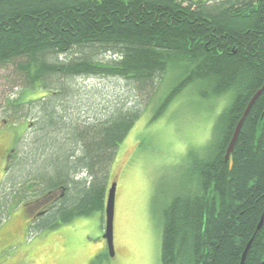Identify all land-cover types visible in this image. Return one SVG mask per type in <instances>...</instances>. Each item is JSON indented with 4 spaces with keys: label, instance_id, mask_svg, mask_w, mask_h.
<instances>
[{
    "label": "trees",
    "instance_id": "1",
    "mask_svg": "<svg viewBox=\"0 0 264 264\" xmlns=\"http://www.w3.org/2000/svg\"><path fill=\"white\" fill-rule=\"evenodd\" d=\"M9 66L23 86L6 99L12 113L38 99L23 101L26 90H43L45 100L5 188L63 187L52 215L60 223L103 215L116 150L141 110L119 105L102 119L66 116L73 80L111 77L144 90L167 75L153 118L191 85L203 99L227 96L201 155L186 153L188 185L163 211L160 261L239 264L251 239L244 264H264V90L244 118L231 165L224 161L238 120L264 83V0H0V69ZM57 225L53 218L47 228Z\"/></svg>",
    "mask_w": 264,
    "mask_h": 264
},
{
    "label": "rangeland",
    "instance_id": "2",
    "mask_svg": "<svg viewBox=\"0 0 264 264\" xmlns=\"http://www.w3.org/2000/svg\"><path fill=\"white\" fill-rule=\"evenodd\" d=\"M168 78L167 75L159 78L152 88L144 90L117 78H77L73 80L74 93L65 98L70 102L65 115L69 113L81 120L88 113L102 119L119 105L141 108L118 146L110 169L107 186L116 183L114 254H108L101 264H161L163 211L182 191L181 187L188 185L185 182L191 158L186 153L194 149L201 155L199 151L210 138L216 116L227 104V96L203 99L191 85L172 99L161 115L153 118L168 91ZM22 88V81L16 78L11 66L0 69V127L7 124L18 131L17 149L31 144L37 129L36 118L40 116L39 104L45 100L39 98L43 90H26L23 101L38 99L30 104L24 102L18 112L12 113L14 107L6 105V99L14 100ZM5 221L6 216L1 223ZM16 222L21 220L15 218L0 227V264H88L99 251L107 252L102 237V212L78 216L52 228L33 227L26 233L12 232ZM8 225L6 236H1L4 234L1 230ZM101 244L104 246L98 250ZM89 252L95 253L90 256Z\"/></svg>",
    "mask_w": 264,
    "mask_h": 264
},
{
    "label": "flooded vegetation",
    "instance_id": "3",
    "mask_svg": "<svg viewBox=\"0 0 264 264\" xmlns=\"http://www.w3.org/2000/svg\"><path fill=\"white\" fill-rule=\"evenodd\" d=\"M2 123H5V120ZM19 135L18 131L8 127L7 124L0 127V227L16 218L21 222L14 224L12 232L26 233L33 227L39 229L48 227L53 218L60 224L59 216L52 215L65 189L63 187L39 189L34 182L21 186L18 184L16 187L9 184V188H5L18 150ZM205 196L209 198L208 193ZM5 216L6 221L1 223V219ZM8 227L9 225L1 230L5 234L1 233V236H6Z\"/></svg>",
    "mask_w": 264,
    "mask_h": 264
},
{
    "label": "water",
    "instance_id": "4",
    "mask_svg": "<svg viewBox=\"0 0 264 264\" xmlns=\"http://www.w3.org/2000/svg\"><path fill=\"white\" fill-rule=\"evenodd\" d=\"M264 90V83L263 85L253 94V96L251 97V99L249 100L247 106L245 107L243 114L241 116V118L238 120L232 137L227 145V148L225 150V154H224V161H228L229 165H231V157L230 154L234 148L235 142L237 140L238 134L240 132V129L242 127L244 118L246 117V115L248 114L250 108L252 107L253 103L255 102L256 98L259 96V94ZM115 191H116V183L112 182L110 184V187L108 188L107 192H106V198H105V203H104V210H103V234L102 237L103 239H105L106 241V248H107V252L109 255L114 254V245H113V219H114V206H115ZM263 221V216H261L256 229H259L261 227ZM251 239L249 240V242L246 245V248L244 249V251L241 254V258H240V263L239 264H244V260H245V256H246V252L247 249L250 245Z\"/></svg>",
    "mask_w": 264,
    "mask_h": 264
},
{
    "label": "crops",
    "instance_id": "5",
    "mask_svg": "<svg viewBox=\"0 0 264 264\" xmlns=\"http://www.w3.org/2000/svg\"><path fill=\"white\" fill-rule=\"evenodd\" d=\"M81 220L83 221V219H81ZM81 220H80V221H81ZM103 246H104L103 244L98 245V250H101V249L103 248ZM99 252H101V251H99ZM93 253H95V252H92V253L89 252L90 256H92ZM48 254H50V253H48ZM91 260H92V259H91ZM91 260H90V261H91ZM90 261H89V262H90ZM88 264H89V263H88Z\"/></svg>",
    "mask_w": 264,
    "mask_h": 264
}]
</instances>
